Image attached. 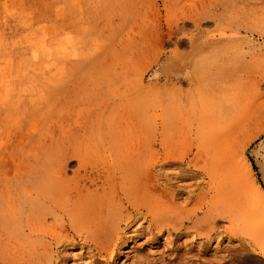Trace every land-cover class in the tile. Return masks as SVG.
I'll return each instance as SVG.
<instances>
[{
	"label": "rangeland",
	"instance_id": "rangeland-1",
	"mask_svg": "<svg viewBox=\"0 0 264 264\" xmlns=\"http://www.w3.org/2000/svg\"><path fill=\"white\" fill-rule=\"evenodd\" d=\"M220 1L144 0L137 9L143 8L139 16L122 0H0V29L17 31L20 25L13 16L22 9L21 17L29 15L25 23L46 20L47 26H56L50 30L52 39L36 31V49L28 45L32 83L24 93L20 86L23 101L6 125L13 130L21 126L33 135L41 128L42 117L57 114L63 106L65 144L85 154L88 164L123 165L139 154L142 171L159 181L162 191L179 197L176 207L165 200L151 205L137 196L116 200L123 221L115 235L101 243L77 233L62 241L28 239L32 198L39 194L41 179L37 184L35 161L27 159L30 165L22 168L18 178L0 176V209L6 218L18 225L22 222L25 232L22 262L41 264L44 258V264H73L74 259L77 264H264V134L227 174L214 171L210 177L204 161L192 162L191 151L196 152L200 143L212 149L217 120L242 121L264 100L263 87L259 92L252 89L254 80L264 78V0ZM188 2L210 10L218 7L228 32L223 40L215 39L216 48L190 70L220 71L215 84L222 86L223 95L211 105L215 108L190 116L173 104L165 107L163 94L180 86L179 64L175 47L152 22L161 12L165 25V6L176 10ZM204 30L209 34L205 41L210 42L216 25ZM45 43L51 57L43 52ZM179 52L189 54V45L184 43ZM2 55L0 76L4 78L10 63ZM126 68L133 80H144L145 87L151 88L142 113L137 99L123 100L130 95L120 87V74ZM183 89L190 87L185 84ZM166 120L171 149L188 158L185 164L162 168L160 141ZM263 128L264 120L253 132ZM235 179L239 184L232 183ZM168 214L178 220L166 223ZM131 227L138 232L128 237L125 231ZM72 253L81 255L74 258Z\"/></svg>",
	"mask_w": 264,
	"mask_h": 264
},
{
	"label": "bare ground",
	"instance_id": "bare-ground-1",
	"mask_svg": "<svg viewBox=\"0 0 264 264\" xmlns=\"http://www.w3.org/2000/svg\"><path fill=\"white\" fill-rule=\"evenodd\" d=\"M122 2L133 11L132 14L138 13L142 16L143 8H140L139 12L137 9L144 0H122ZM34 3L31 2V5ZM22 10L13 16L20 25L17 31L9 32L5 27L0 29V45L2 46L0 53L3 54L2 58H6L10 63V67L6 64L4 78L0 76V176L2 174L8 178L12 176L14 180L18 178L22 168L30 165L28 162L31 159L35 161L34 166L37 169L36 175L33 176L37 179V184L41 179V185L39 184L41 187L37 190L39 194L32 198L33 209L28 220L31 231L28 239L35 236L38 241H62L69 240L71 233H77L82 237L88 235L97 243L109 240L123 221L116 212L118 208L116 200L123 202L134 196L141 197L151 205L165 200L169 206L176 207L178 194L162 191L159 181L142 171L139 154L134 155L126 164H109L99 168L94 163L88 164L85 154L67 147L63 106L59 107L57 114L49 115V112L42 117L39 120L41 128L33 132V135L28 134L26 128L21 126L13 130L6 125L10 115L19 111V104L23 101L22 93L25 89L28 90L32 83L30 76V72H33L31 71L32 52L27 47L36 49L34 40L36 31L46 35L47 39H52L50 30L56 27L55 25L47 26L46 20L37 23L28 20L25 23L24 19L29 15L21 17ZM165 10V25L162 24L161 12L156 14L152 22L157 23L161 35L167 37V42L175 47L173 55L176 64H179L176 80L180 86L175 91H166L163 94V102L166 108L173 104L189 116L195 111L205 114L209 108H215L211 105L223 95L222 86L215 84V79H219L220 71L190 70L193 69L192 64L198 63L216 48L219 43L215 39L218 38L221 41L227 35V29L221 23L223 14L218 7L210 10L205 6L195 4L193 6L190 2L176 10H170L166 5ZM7 20L12 21L11 18ZM212 24L216 25V30L211 33L213 39L206 42L209 34L204 29ZM35 26L37 29H33ZM27 32H30L29 36L23 37ZM23 41L27 44H22ZM184 43L190 47V53L187 55L179 52V48ZM20 45L23 48H19ZM43 48H45L43 51L45 56L51 57L52 50L46 43ZM18 64H20L19 68ZM132 75V71L128 68L123 69L120 74L122 83L120 87L130 94L123 100L126 101L130 97L137 99L139 111L142 113L145 111L146 99L148 100L152 95L151 88L145 87L144 80H133ZM230 76L233 77V75ZM185 84L189 85L190 90L183 89ZM262 87L264 88V78L253 81L254 91L259 92ZM19 89L22 93L18 92ZM184 119H186L185 115ZM220 120H215L213 126L215 131L212 149L200 143L196 147V152L191 151L192 162L204 161L207 166L205 172L210 177L214 171L227 174L237 168L238 160H242L252 144L264 134V128L257 133L253 132V128L264 120V100L255 105L242 121L232 118ZM169 122L166 120L161 133L160 145L164 149L162 168L185 164L188 158L179 156L175 150L171 149ZM232 183L239 184L237 179ZM6 217L0 209V264H39L40 261L38 263L32 260L21 261L23 254L21 237L25 234L21 229L22 222L18 225L14 220ZM50 218L52 222H49ZM176 220H178L177 216L171 214H168L165 219L166 223ZM133 228L135 227L125 231V235L138 232ZM218 246L220 243H217L215 247L218 248ZM72 254L74 258L81 255V253ZM40 260L41 264H44L45 259ZM73 262L77 264L76 259Z\"/></svg>",
	"mask_w": 264,
	"mask_h": 264
}]
</instances>
